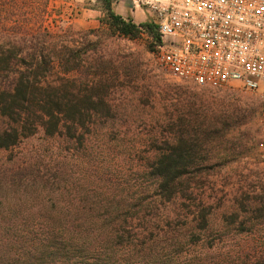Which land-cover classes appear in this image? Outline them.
<instances>
[{
	"label": "rangeland",
	"instance_id": "rangeland-1",
	"mask_svg": "<svg viewBox=\"0 0 264 264\" xmlns=\"http://www.w3.org/2000/svg\"><path fill=\"white\" fill-rule=\"evenodd\" d=\"M81 9L0 0V52L14 41L21 53L9 76L31 68L45 95L96 105L83 104L92 118L79 126V143L38 128L0 150V208H78L109 229L101 253L112 264H264V156L256 148L264 104L238 87L198 89L169 78L152 60L149 36L113 35L101 0H83ZM133 17L144 23L139 11ZM188 137L204 141L199 170L166 200L147 166Z\"/></svg>",
	"mask_w": 264,
	"mask_h": 264
},
{
	"label": "trees",
	"instance_id": "trees-1",
	"mask_svg": "<svg viewBox=\"0 0 264 264\" xmlns=\"http://www.w3.org/2000/svg\"><path fill=\"white\" fill-rule=\"evenodd\" d=\"M101 2L104 23L113 35L130 40L149 36L152 38L149 51H154L159 43L154 27L147 22L135 24L130 17L115 14L111 9L112 0ZM15 47L13 41L6 52H0V150L19 146L38 128L47 138L62 136L65 142L79 143V126L92 118L89 109H86L88 113H83V104L95 107L92 97L63 104V95H57L58 92L55 97L45 95L46 88L31 78L35 77L31 68L10 77L21 54ZM4 75L7 80L3 79ZM36 93L43 98L38 100ZM97 101L101 106H107L103 96ZM63 105L68 108L63 110ZM216 125L212 121L209 127L213 130ZM221 127H225V122ZM194 141L189 137L178 139L176 146H168L147 166L155 189L166 200L173 198L184 183L187 184L184 177L199 170L201 161L196 155L204 141L200 145ZM66 163L63 162V167L68 165ZM78 163V158L72 161V164ZM65 205L63 208H0V264H112L101 253L109 229H101L96 220L90 223L92 220L85 218L81 210ZM95 255L97 259L91 262Z\"/></svg>",
	"mask_w": 264,
	"mask_h": 264
},
{
	"label": "built area",
	"instance_id": "built-area-1",
	"mask_svg": "<svg viewBox=\"0 0 264 264\" xmlns=\"http://www.w3.org/2000/svg\"><path fill=\"white\" fill-rule=\"evenodd\" d=\"M64 1L76 15V0ZM124 2L148 15L159 39L152 60L169 78L198 89L238 87L264 104V0ZM258 127L264 156V106Z\"/></svg>",
	"mask_w": 264,
	"mask_h": 264
},
{
	"label": "crops",
	"instance_id": "crops-1",
	"mask_svg": "<svg viewBox=\"0 0 264 264\" xmlns=\"http://www.w3.org/2000/svg\"><path fill=\"white\" fill-rule=\"evenodd\" d=\"M83 0H76V4H75V8H76V11H82L81 9V3H82ZM118 4L121 5V8H122V12L119 13V16L123 17V18H126V17H130L134 20V17H133V12H131V9L130 7L128 6V4L126 2H124V0H119V1H116ZM141 13L142 15V22H144L146 19L144 17V14L142 12H139ZM148 18V17H147Z\"/></svg>",
	"mask_w": 264,
	"mask_h": 264
}]
</instances>
